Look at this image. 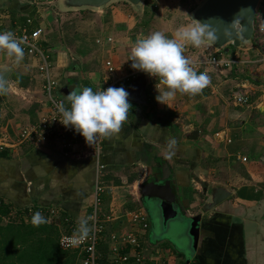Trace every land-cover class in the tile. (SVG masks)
Returning a JSON list of instances; mask_svg holds the SVG:
<instances>
[{
  "label": "crops",
  "instance_id": "0c3cea01",
  "mask_svg": "<svg viewBox=\"0 0 264 264\" xmlns=\"http://www.w3.org/2000/svg\"><path fill=\"white\" fill-rule=\"evenodd\" d=\"M52 5L54 0H0V31L43 29L42 47L53 63L55 93L66 104L67 94L73 90L85 86L93 91L100 88L106 75L103 66L106 59L127 71L132 46L151 33L132 32L135 19L122 12L125 5L109 3L94 34L93 51H80L52 39L49 25ZM152 29L167 35L165 27ZM90 31L94 32L92 28ZM189 47L192 46H186L185 50ZM256 47L252 37L238 47L243 51V63L208 70L209 83L195 95L176 92L165 103L158 102L155 86L158 81L142 75L114 86H123L128 91L134 82H140L141 102L131 105L119 133L103 137L99 161L105 171L100 180L103 203L99 213L105 219L108 216L106 222L111 224V232L136 231L144 256L167 264H264V53ZM236 48L219 49L230 55L236 53ZM2 66L11 69L5 81L7 90L28 92L34 81L42 91L43 80L35 56L24 54L16 63L0 51ZM237 90L247 93L248 104L235 103L233 94ZM40 108L32 122L45 112V100ZM180 117L196 128L194 140L188 138L193 129L174 126ZM7 134L14 140L11 130ZM7 148L8 157L0 158V200L10 211L30 207L43 212L54 209L56 216L49 221L60 228V233L67 228L64 218L79 222L80 218L88 217L97 168L94 157H81L78 151L51 144L25 150L16 145ZM163 165L176 190L180 214L185 217L200 212L211 188L221 186L230 192L228 198L202 213L196 249L190 255L183 249L184 244L163 235L159 218L146 209L145 195L140 194L143 182L155 174L160 177ZM124 169L127 172L122 175ZM114 179H122L121 182L125 179L127 183ZM135 211L145 214V226L130 225L127 212ZM97 250L102 257L109 256L107 234Z\"/></svg>",
  "mask_w": 264,
  "mask_h": 264
},
{
  "label": "built area",
  "instance_id": "2783aa9c",
  "mask_svg": "<svg viewBox=\"0 0 264 264\" xmlns=\"http://www.w3.org/2000/svg\"><path fill=\"white\" fill-rule=\"evenodd\" d=\"M260 5V6H259ZM256 7L254 18V31L258 23H264V0H259ZM30 23V20H27ZM262 30L263 26H259ZM18 39H22L24 43L21 45L24 54L35 56L38 59V72L43 80L42 93L47 105L45 112L35 122L21 128L18 132V142L33 144H56L62 149H70L78 151L80 156H92L97 160L96 178L93 187V199L91 203V212L88 215L90 232L83 242L78 245H72L68 241L73 236L74 231L78 228L77 224H73L68 218L69 229L64 234H60L58 238L59 247L62 249H77L79 252V264H167L164 261L144 256L136 231L111 232L107 236L109 256L102 257L97 250V246L104 236V226L101 224L99 207L101 205V194L103 187L101 185V173L104 165L99 161L102 154L103 137H98L91 144L86 143L84 137L75 132L73 128L64 126L59 119H62L58 112L57 105L61 102L66 104L55 93L57 89L56 81L50 74L49 56L41 48L42 33L41 27L33 29L23 28L21 31H13ZM109 40V39H108ZM199 56L196 58H188L191 62L190 66L200 72H208L210 69L218 70L231 68L232 66L243 63L244 59L238 58L235 54L226 55L220 49L213 48L209 44H205L200 49ZM243 60V61H242ZM128 70H123L122 66L115 64L106 59L104 61L105 78L102 79V85L98 90H102L109 86H115L122 81H130L138 76H145L154 80V77L147 75L142 71L135 70L130 67L131 61L127 60ZM245 88L244 85L241 86ZM233 99L238 105L248 104L247 93L237 90L233 94ZM14 143V142H13ZM15 144V143H14ZM14 144H7L14 146ZM4 142L0 144V148L8 147ZM49 214L56 216V211L51 209ZM128 221L131 226H145V214L142 211L127 212ZM108 216H106L107 219ZM92 221V222H91ZM61 241H64L63 245Z\"/></svg>",
  "mask_w": 264,
  "mask_h": 264
},
{
  "label": "clouds",
  "instance_id": "9594fccd",
  "mask_svg": "<svg viewBox=\"0 0 264 264\" xmlns=\"http://www.w3.org/2000/svg\"><path fill=\"white\" fill-rule=\"evenodd\" d=\"M217 37L207 30L204 24L185 25L167 36L157 30L137 39L132 46L127 60L130 67L154 77L158 95L156 100L165 103L176 92L195 95L208 83L206 72H197L190 60L183 54L186 46L200 47L205 41H215ZM22 39L15 37L12 31H0V51L19 63L24 57ZM159 85H163L161 88ZM5 82L0 79V92H6ZM129 92L123 87L109 86L93 91L91 87H83L67 94L69 106L61 102L57 105L62 119L59 121L82 135L86 143L91 144L98 137H112L120 132L123 122L128 118L132 107L128 100ZM171 143H175L172 141ZM89 218H80L79 226L69 239L72 245H78L88 236ZM33 226L47 223L39 212L31 217ZM64 241H61L63 245Z\"/></svg>",
  "mask_w": 264,
  "mask_h": 264
},
{
  "label": "rangeland",
  "instance_id": "374dc122",
  "mask_svg": "<svg viewBox=\"0 0 264 264\" xmlns=\"http://www.w3.org/2000/svg\"><path fill=\"white\" fill-rule=\"evenodd\" d=\"M203 2L204 0H143L139 4V8H135L134 6L123 0H117L111 3L124 4L125 6L124 9H122V12H124V14H128L129 16L132 15L134 17L135 25L133 26L132 32L136 34L139 32L142 33L146 32L147 34V31L153 32L152 28L158 29L165 27V30L167 32L166 34L167 35L169 34L170 36L171 32H174L177 28L183 26L187 22L198 24L192 17L191 13L195 7L200 6ZM80 3L81 1L77 3V5ZM62 4H63V0H54V5H52L54 11H52L53 16L51 18L52 21H50L51 24L49 23V25H51L50 27L52 28L50 30L51 34L53 35V36L51 35L52 39L53 40L55 39L58 42L60 41L62 45L65 43L70 44L71 48L73 49H77V50L81 49L80 51H85V50L93 51V48H91V46H93V40L95 38L94 34H96L98 30L97 25L100 22V18L103 14V10L106 9L108 5L100 8L98 7L87 8L89 6H86V8L85 6H79L80 8H76V7L64 8ZM46 5L48 4L46 3ZM190 7L192 8L191 10L189 9ZM48 14L49 16L51 15L50 13ZM141 21H144V23L142 24ZM259 26H263V29L260 30ZM91 28L94 32L90 31ZM252 37L257 42L258 47H256V49H258V52L260 51L264 53V23L261 24L260 22L258 23L255 29V33L253 34ZM42 42H41V48H43ZM202 46L203 45H201L198 49L195 47H189L184 51L183 54L188 58H196V56H199L198 52L200 51ZM241 50H238V47L235 49L236 53L234 52V54H237L238 58H242L241 54H243V51ZM51 61L52 60L49 59L50 62L49 70L51 76L54 77L55 71L53 69L54 68L53 63ZM71 62H77V61L71 60ZM126 85H130V83ZM28 89H29L28 92L21 89L17 90L16 92L15 91L13 92L8 89L4 94L0 95V138H4L0 140V144H2V142H8L10 144L15 143L14 145H16V147L18 148H21L20 150H25V148L27 147H35L37 145H40V144L25 143V142L19 143L17 139L19 130L24 126H27L28 122L30 121L32 122V118H34V116L40 111L41 109L40 107L41 105H43L45 100L42 91L41 90L39 91V88L38 86H36L34 81L28 86ZM34 90H38V91H34ZM32 91H34L35 93ZM174 126L176 128L185 127V129L187 130L196 129L192 127L191 123H188L187 121L183 120L181 117L179 118V122L175 123ZM10 130L13 133L14 140H11L9 135L7 134ZM51 145L56 146V144H51ZM104 171L105 168L103 169L101 175L103 174ZM126 172L127 169H124L122 171V175H124ZM121 180L122 179H117L116 182L123 184L127 183L125 179H123V182H121ZM197 203L199 204V202ZM100 209L101 207H99L98 211H100ZM23 215H24L23 218L22 217L20 218V216H18L15 211H9L7 215L4 216L2 223L3 224L8 222L19 223L22 220H24V222L26 220H29L28 215H25V213ZM152 218L153 217L151 216L149 217L150 225L153 222ZM100 219H101V224H104V222H106L105 217L100 216ZM73 224H77L79 226V222L73 221ZM104 226H106L105 227L106 231L104 232V234L105 235L107 234L108 236L112 231L111 230L112 228L110 229L111 224L106 222ZM66 231L67 230H65V232ZM62 234H64V232ZM181 243L184 244L183 249L187 250V247L189 249L190 245L188 241L187 242L182 241ZM178 246L180 245L178 244ZM190 250L192 249H189V251Z\"/></svg>",
  "mask_w": 264,
  "mask_h": 264
},
{
  "label": "water",
  "instance_id": "95a60500",
  "mask_svg": "<svg viewBox=\"0 0 264 264\" xmlns=\"http://www.w3.org/2000/svg\"><path fill=\"white\" fill-rule=\"evenodd\" d=\"M80 1L81 3L77 5ZM113 1L117 0H63L62 6L64 8H80L79 6L100 8ZM123 1L139 8V4L143 0ZM258 2L259 0H204L200 6L193 9L191 14L198 24L206 25L207 30L213 32L217 37L215 41H205V43L217 49L229 45L236 48L243 45L245 41H250L253 36ZM10 73L9 67H0V79L4 82ZM128 92L129 102H141L142 85L140 82H134ZM197 134V130H192L188 138L194 140ZM160 173V177H156L155 174V177L146 179L140 186V194L145 195L143 203L152 216L159 218L163 235L171 236L170 239H173L174 242H189V249L192 250L189 251L187 247V251L190 255L196 249L202 213L216 207L228 198L230 192L221 186L211 188L206 201L200 206V212L194 216L185 217L180 214V209L177 206L179 204L178 196L169 177V171H166L164 165L161 167Z\"/></svg>",
  "mask_w": 264,
  "mask_h": 264
},
{
  "label": "trees",
  "instance_id": "16d2710c",
  "mask_svg": "<svg viewBox=\"0 0 264 264\" xmlns=\"http://www.w3.org/2000/svg\"><path fill=\"white\" fill-rule=\"evenodd\" d=\"M228 47L230 51L234 50L231 45ZM130 104L134 105L133 103ZM7 157L8 148H0V158ZM9 211V207L3 205L0 200V264H79L77 249L59 247L60 228L52 220L49 221L54 217L49 214V211L43 212L38 208H26L22 211H16V214L23 218L25 213L29 220L24 222L21 219L22 221L19 223L8 222L3 224V218ZM37 211L46 218L47 223L33 226L31 217ZM90 212L91 209L88 213ZM64 219L68 231L69 222Z\"/></svg>",
  "mask_w": 264,
  "mask_h": 264
},
{
  "label": "flooded vegetation",
  "instance_id": "af4514ba",
  "mask_svg": "<svg viewBox=\"0 0 264 264\" xmlns=\"http://www.w3.org/2000/svg\"><path fill=\"white\" fill-rule=\"evenodd\" d=\"M160 175H161V173H160ZM159 176V175H158ZM155 177V176H154ZM156 177H157V175H156Z\"/></svg>",
  "mask_w": 264,
  "mask_h": 264
}]
</instances>
